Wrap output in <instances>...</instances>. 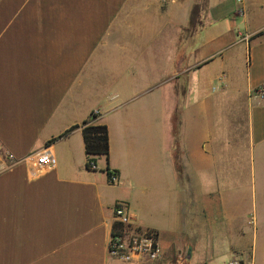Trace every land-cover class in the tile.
<instances>
[{"label":"crops","instance_id":"obj_1","mask_svg":"<svg viewBox=\"0 0 264 264\" xmlns=\"http://www.w3.org/2000/svg\"><path fill=\"white\" fill-rule=\"evenodd\" d=\"M260 86L264 0H0V147L53 154L0 173V264H264ZM120 200L159 260L108 256Z\"/></svg>","mask_w":264,"mask_h":264},{"label":"built area","instance_id":"obj_2","mask_svg":"<svg viewBox=\"0 0 264 264\" xmlns=\"http://www.w3.org/2000/svg\"><path fill=\"white\" fill-rule=\"evenodd\" d=\"M243 4L244 0H235ZM259 97L264 98V87L257 90ZM4 160L9 162L4 163ZM24 162L33 173L43 170L53 163V154L48 149L36 151L22 159H16L7 154L0 147V173L13 165ZM92 168L96 169L97 164L92 162ZM109 181L116 183L119 177L116 172L109 170ZM114 218L119 223L117 230H113L108 243V256L123 262L133 261L136 257L145 256L149 261L155 262L162 256L161 243L155 230H144L133 226L134 220L129 206L125 202H118L114 208ZM227 264H241L238 259H233Z\"/></svg>","mask_w":264,"mask_h":264},{"label":"trees","instance_id":"obj_3","mask_svg":"<svg viewBox=\"0 0 264 264\" xmlns=\"http://www.w3.org/2000/svg\"><path fill=\"white\" fill-rule=\"evenodd\" d=\"M99 116L96 111H93L88 118L68 130L69 132L76 128L82 129L87 155V167L89 169H94L92 168V162L97 164L98 157L105 156L108 158L110 152L109 129L107 124L100 121ZM59 137L52 138L48 143L55 141ZM114 227H116V224Z\"/></svg>","mask_w":264,"mask_h":264},{"label":"rangeland","instance_id":"obj_4","mask_svg":"<svg viewBox=\"0 0 264 264\" xmlns=\"http://www.w3.org/2000/svg\"><path fill=\"white\" fill-rule=\"evenodd\" d=\"M218 83V82H217ZM216 83V84H217ZM165 87H167V85L165 86ZM164 87V88H165ZM152 95V94H151ZM167 92H166V101H165V103H166V113H167V129L168 128H171L172 126H170L169 125V123H172V118H173V116L171 115L172 113H173V108H172V104H173V99H170V101H168L167 100ZM99 158V157H98ZM98 160V159H97ZM113 172H116V171H113ZM116 174H117V172H116ZM117 176L119 177V175L117 174ZM112 184H116V183H118V182H116V183H113V182H111ZM120 202H124V200H120ZM143 229L144 230H155V229H153V228H146V227H143ZM156 231V230H155Z\"/></svg>","mask_w":264,"mask_h":264}]
</instances>
